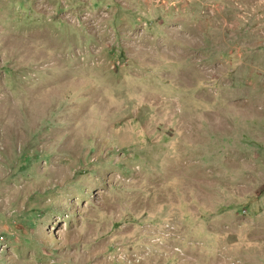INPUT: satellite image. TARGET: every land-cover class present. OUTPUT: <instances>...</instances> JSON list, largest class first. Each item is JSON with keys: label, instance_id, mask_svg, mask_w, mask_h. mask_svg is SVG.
Returning a JSON list of instances; mask_svg holds the SVG:
<instances>
[{"label": "rangeland", "instance_id": "obj_1", "mask_svg": "<svg viewBox=\"0 0 264 264\" xmlns=\"http://www.w3.org/2000/svg\"><path fill=\"white\" fill-rule=\"evenodd\" d=\"M0 264H264V0H0Z\"/></svg>", "mask_w": 264, "mask_h": 264}]
</instances>
